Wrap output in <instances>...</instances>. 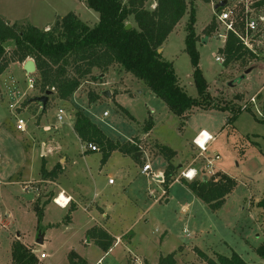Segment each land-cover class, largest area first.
Listing matches in <instances>:
<instances>
[{
  "label": "rangeland",
  "instance_id": "1",
  "mask_svg": "<svg viewBox=\"0 0 264 264\" xmlns=\"http://www.w3.org/2000/svg\"><path fill=\"white\" fill-rule=\"evenodd\" d=\"M220 1L198 0L194 4L196 49L200 69L209 86L211 107L196 108L188 118L181 119L172 113L144 81L119 66L109 73L104 87L94 88L93 83L88 82L75 100L61 102L55 95L51 96L47 105L49 115L40 109L39 103L25 110V101L44 95L39 89L38 76L36 86L28 92L17 112L10 109L13 103L10 99L2 100L5 88L0 78V264H13V245L18 241L31 251L34 246L38 264H96L101 258H105L106 264H136L137 257L142 259V264H158L161 257L173 253H176L177 264H203L196 249L214 259L218 255L230 257L236 252L248 264H264L256 252L264 243L262 210L258 206L264 198V55L261 52L252 57L246 52L243 60L231 65L217 62L216 56L222 55L220 50L225 45L216 29L219 11L215 6ZM230 1L238 5V26L242 30L247 20L246 11L244 13L238 1ZM260 1L264 0H253L254 8L249 17L259 21L263 37L257 45L264 50V4ZM155 7L152 1L147 5L148 10ZM69 13L76 14L90 27L100 20L99 14L89 9L85 0H0L1 18L10 24L32 25L40 30H49ZM190 16L191 9L167 39L163 54L166 61L173 63L184 92L193 99H200L194 69L186 52ZM130 24L138 28L132 18ZM211 25L216 27L209 32ZM6 49L10 57L15 45L9 43ZM250 68L252 71L246 74ZM12 77L22 91L27 90V76L20 66L14 65L9 70L6 81ZM94 89L99 98L92 102L90 94L95 95ZM105 91L112 97L103 95ZM61 109L64 110L62 122L58 120ZM238 109H242L241 114L230 120ZM78 111L90 117L108 137L122 143L139 141L140 152L149 154L142 163L132 156L136 164L131 168L133 172L124 189H121L117 171L119 168L126 171L131 165L121 153H114L106 173L96 174L100 202L105 200L116 205L109 213L113 229L117 233L128 232L122 237L123 242L134 237L129 248L124 244L116 246L108 256L87 236V230L99 217L88 208L90 202L85 205L86 210H90L88 213L81 206L73 210L70 203L63 210L55 204L63 193L59 192L58 184L41 177L44 156L40 145L46 124L54 130L61 128L66 135L64 151L83 165L81 154L87 144L84 146L73 133ZM18 120L25 122L24 132L20 131ZM150 121L154 124L152 134L143 140ZM203 129L215 138L209 145V154L220 156L213 165L214 176L224 173L237 182L217 212H212L181 183L173 185L168 190L169 195L163 196L165 188L157 181L158 176L164 177L168 164L158 147L166 146L177 153L172 163L177 167L179 180L182 166L200 152L192 142ZM93 157L99 162L103 154L99 151ZM64 163L65 160L60 164ZM145 163H150L151 175L140 174ZM204 164L205 159H200L196 165L198 180L207 175ZM91 166L96 168L94 162ZM76 171L71 169L60 180V188L79 190L80 183L90 187L89 180L74 177ZM32 179L38 180L32 182ZM110 180L115 185H110ZM90 188L92 200L95 190ZM28 193L32 199L26 198ZM36 205L44 212L41 222ZM41 240H44L42 244Z\"/></svg>",
  "mask_w": 264,
  "mask_h": 264
},
{
  "label": "trees",
  "instance_id": "2",
  "mask_svg": "<svg viewBox=\"0 0 264 264\" xmlns=\"http://www.w3.org/2000/svg\"><path fill=\"white\" fill-rule=\"evenodd\" d=\"M150 1L156 4L153 10L147 8ZM196 1L198 0H127L124 3L123 0H85L86 6L99 14V23L94 27L84 23L74 13L58 19L49 30H40L32 25L10 24L0 17V75L4 74L12 63H25L32 59L37 67L40 92L46 94L47 91H54L57 99L69 101L83 84L100 83L111 68L119 66L144 81L150 91L162 100L172 113L181 119L188 118V114L196 108L211 107L209 86L200 69V58L196 49ZM202 1L211 3L214 0ZM260 4L263 5L264 1H260ZM190 9L191 16L186 29V52L194 69L193 77L200 99H193L184 92L173 63L165 60L163 51L159 52L163 50L167 39ZM131 18L138 28L130 24ZM211 26L208 27L209 32L211 28L213 31L216 27ZM9 43L15 45L10 57L6 51ZM246 52L248 51L239 38L232 33L220 50L226 65L243 60ZM90 99L94 102L98 96L91 93ZM31 101L32 99H28L24 104L27 106ZM46 110L47 108L43 109L44 112ZM241 112L242 109L235 111L230 120H235ZM75 117L74 131L83 143L97 146L98 151L103 154L102 164H105L114 152L137 159L136 154L140 152L139 141L122 143L113 140L84 112L78 111ZM153 126V122H148L145 132L150 133ZM158 152L168 162L162 180L167 193L170 186L178 180L177 167L172 163L177 153L166 146H159ZM62 171L60 164L48 171L43 160V180L54 182ZM179 180L212 212H217L223 206L237 185L234 178L224 173L192 182L183 178ZM258 206L262 210L264 225V198ZM35 210L38 221L41 222L43 209L36 205ZM87 236L105 253L114 246V239L100 227L88 230ZM256 252L264 260V243ZM196 253L203 260V264H248L236 252L230 257L218 255L217 259L209 257L200 249H196ZM38 263L39 260L33 251L19 241L14 243L13 264ZM177 263L176 253H173L161 257L158 264Z\"/></svg>",
  "mask_w": 264,
  "mask_h": 264
},
{
  "label": "crops",
  "instance_id": "3",
  "mask_svg": "<svg viewBox=\"0 0 264 264\" xmlns=\"http://www.w3.org/2000/svg\"><path fill=\"white\" fill-rule=\"evenodd\" d=\"M163 51V50H162ZM14 65H18L20 66L21 68V71L25 73V75L27 74L25 71H24V65L21 66V64L19 62H16V63H12L9 68L6 70V72L2 75H0V78L3 80L4 82V88L6 89V85L9 86L11 84V80L9 81V79L6 81V79L8 78V74H9V70H11V68L14 66ZM118 66L116 67H113L111 68L108 73L105 75V78L104 80H102L100 83H93V85L95 86L94 88H101V87H104L107 83H106V79H107V76L109 75V73L112 71V70H116ZM14 78V77H12ZM11 78V79H12ZM6 81V82H5ZM7 83V84H6ZM85 84H89L88 82L85 83ZM82 85V87L78 90V92L71 98V100H75V97L79 94V92H81V90L83 89L84 85ZM4 89V90H5ZM3 90V98L2 100L6 99V100H9V95H8V92L6 90V92ZM97 90V89H96ZM30 90H26V91H22V92H26V96L28 94ZM95 92L94 94L96 96H98L99 98V95L97 94V92ZM107 91H105L103 93V95H105ZM109 92V91H108ZM110 93V92H109ZM25 96V98H26ZM35 96V95H34ZM110 97H112V95L110 94ZM24 98V99H25ZM35 97H33L32 99H34ZM31 99V98H29ZM61 101V100H60ZM61 102H69V101H61ZM33 105H36V103H31L29 105L26 106V109H29L31 108ZM40 109L43 110L42 107H40ZM49 113V110L47 109L46 111V115ZM105 114V113H104ZM103 114V116H104ZM49 115V114H48ZM104 117H107V116H104ZM90 118V117H89ZM91 119V118H90ZM94 122V121H93ZM95 123V122H94ZM96 124V123H95ZM75 125V124H74ZM102 129V128H101ZM51 131L50 133H45L46 132H49ZM103 130V129H102ZM153 131V129H152ZM152 131L148 134L145 135V138H142L143 140L150 137L151 134H152ZM201 131H206V130H201ZM200 131V132H201ZM42 135H41V138H42V141H41V145H40V148L42 149V152H43V160L45 161L46 163V169L48 171H52L54 169V167L60 163H62V161L65 160V163L64 165H61L62 167V174L59 176V178L54 181L55 184H58V187H59V192H63L62 195L66 196L67 199H71V202L70 204H73L71 206H73V210H77L79 208V206L81 207H85V211L88 213L90 212L86 210V204H89L90 202V207H88L89 209H91L92 211H95V213L97 214V216H99L98 218H96L97 220H95V224L93 227H100L102 229H104L113 239H114V247L116 246H119V245H122L124 244L126 247L129 248V246H131L132 242L134 241V237L129 239V241L127 242H123V239L122 237H124L128 232H122V233H117L114 229H113V224H112V216L109 214L111 210H113V208L116 206L115 205V202H108V201H102L100 202V199H101V192L99 191L98 187H97V177H96V174L98 175H101L102 173H106V171L108 170V166H109V163L111 161V158L112 156L114 155V152L111 157L109 158V160L105 163V164H102L101 161L98 162V160L96 158H94L93 156L97 153H99V151L97 152H92L90 150H88L87 148L84 149V152L81 154L82 158L80 161H83V165H81L79 163L78 160L74 161L71 157L68 156V154L64 151V147L63 144L65 143L66 141V135L63 134V132L61 131V128H58V129H53L49 124L47 126L46 125H43V130H42ZM199 132V133H200ZM207 133H209L208 131H206ZM73 133L75 134V136L78 138V140L80 141L81 139L78 137V135L76 134V132L74 131V126H73ZM197 133L195 135V137L193 138V142L192 144L194 145V139L197 137V135L199 134ZM210 134V133H209ZM110 138V137H109ZM112 139V138H111ZM113 140H116V139H113ZM141 140V139H140ZM119 141V140H118ZM131 141V140H130ZM82 142V141H81ZM39 143V142H38ZM82 144L85 146L86 143H83ZM120 153V152H119ZM141 153V157H137L136 159V162H140L142 163L143 159H144V156L148 153H144V152H140ZM45 154V155H44ZM121 155L123 156V158L125 160H127L129 162V164L131 166H129L128 170H123L121 168L118 169L117 171V176L119 178V180L121 181L122 183V186H121V189L125 187V184L128 183L130 181V177H131V173L133 172V170L131 169L133 165H135V161H133V157L132 156H126V155H123L121 153ZM149 155V154H148ZM200 152L198 153L197 157L190 161L189 164L185 165V166H182L183 167V170L184 169H187V168H194L196 170H198V167L196 166L198 161L200 159L204 160V158H200ZM92 157L94 159H92ZM178 155L176 156V159H177ZM52 162H51V160ZM43 160H42V163H43ZM94 162V166H96V168L94 169V167L91 166V163ZM134 162V163H132ZM147 163H145L144 165H146ZM150 164V163H148ZM79 165V166H78ZM42 167V166H41ZM144 167V166H143ZM181 167V166H179ZM77 169L76 171V174L74 175V177L79 180L81 178L85 179L86 181H90V187H92L94 190H95V196H94V199L90 200L89 196V190L88 189H91L90 187H86L84 186L82 183H80L81 187H83V189L81 187H79L78 185V188L79 190H71V189H65V188H60V180L65 178L67 176V174L70 172V170L72 169ZM143 169V168H142ZM203 169H204V166H203ZM166 170V169H165ZM165 173V172H164ZM134 174V173H133ZM140 174L142 175V170L140 171ZM144 175V174H143ZM147 176V175H146ZM133 177V176H132ZM163 178L161 176H158L157 178V181L159 182H162ZM33 180H38V179H32L31 181L33 182ZM111 181V180H110ZM109 181V184L110 185H115V182L114 183H111ZM53 182V181H52ZM178 183H181L180 180H176L171 186L170 188L173 187V185L175 184H178ZM182 184V183H181ZM184 186V185H183ZM186 187V186H185ZM187 188V187H186ZM85 189V191H84ZM188 189V188H187ZM30 193L26 194L27 196L29 195ZM167 195L168 192H167ZM194 196V195H193ZM196 198V197H195ZM169 202V201H167ZM59 207V206H58ZM61 208V207H60ZM63 210L67 209V208H62ZM93 227H91L90 229H92ZM88 229V230H90ZM87 230V232H88ZM130 232V231H129ZM44 242V240H42V243ZM85 242V241H84ZM27 246H30L28 244H26ZM113 248L111 249L113 251ZM33 252H34V246H33ZM111 251V252H112ZM110 252V253H111ZM109 253V254H110ZM137 257V256H136ZM139 259V261H142V259H140L139 257H137ZM148 264H151L148 262Z\"/></svg>",
  "mask_w": 264,
  "mask_h": 264
},
{
  "label": "built area",
  "instance_id": "4",
  "mask_svg": "<svg viewBox=\"0 0 264 264\" xmlns=\"http://www.w3.org/2000/svg\"><path fill=\"white\" fill-rule=\"evenodd\" d=\"M239 2V4L243 7L244 13L246 11L247 15V20L245 23V27L241 30L239 29L240 27L238 26V5L235 3H232L229 1L228 5L224 8H222L221 11H219L217 15V32L219 38L223 39L226 43L228 40L229 35L232 33L234 34L239 40L241 41L242 45L245 47V49L251 53V54H261L263 52L264 55V50L259 49V46L257 45L258 41L262 39L263 36V31L260 28V24L257 18L249 17V12L251 11V8H254V3L253 0H236ZM244 19V18H243ZM261 50V51H260ZM216 60L219 63H225V58L224 56H216ZM27 76V83H28V88L27 90H31L36 86L37 83V75L35 74H26ZM11 84L9 86L6 85V89L9 95V99L13 102L10 104V109L13 110L14 112H17L18 109L21 108V105L23 103V100L26 96V92H22V90L19 88L18 83L12 78ZM7 84V83H6ZM64 110L59 111L58 115V120L62 122L64 120L63 117ZM104 116H107V113L104 114ZM18 127L20 131H25L26 130V124L23 120H18ZM204 137L203 143H199V140ZM215 141V138L207 133L206 131H201L197 137L194 139V144L197 146V148L200 151V158L205 159V164H204V172L207 173L205 176L206 178L211 176H214L215 170L213 168V165L220 160V156L214 155L211 156L209 154V145ZM88 150L92 152H97L98 148L97 146L93 144H88L86 147ZM208 156H211L210 158ZM208 157V158H207ZM151 165L146 164L144 165L142 169V173L144 175H151ZM199 176L198 170L194 168H187L181 171V177L187 181H194L197 180ZM162 180V179H161ZM113 183V181H110ZM29 187H27L28 190ZM167 193L163 191V196H165ZM71 200V199H69ZM55 204L61 208H66L69 204L66 203L65 205L63 203H59L58 200L56 199ZM112 250H110L108 253H106V256L109 255V253ZM136 264H142L141 261H139L138 258L134 260ZM96 264H106L105 263V258H101Z\"/></svg>",
  "mask_w": 264,
  "mask_h": 264
},
{
  "label": "water",
  "instance_id": "5",
  "mask_svg": "<svg viewBox=\"0 0 264 264\" xmlns=\"http://www.w3.org/2000/svg\"><path fill=\"white\" fill-rule=\"evenodd\" d=\"M230 0H222L220 1L216 6H215V10H218V9H222L224 7H226L228 5ZM159 52L161 53L162 52V49L159 50ZM253 68H250L246 71V74H249L251 71H252ZM24 71L27 73V74H35L37 72V67H36V63L34 60L32 59H29L27 60L25 63H24ZM244 79V77H242ZM54 95V91H47L46 94H44L43 96H40V97H35L34 99H32V103H39L42 105V108L45 110L47 108V105H48V102H49V99L51 96ZM105 95H108L110 96V93L109 92H106ZM137 157H141V153H137L136 154ZM180 168V167H179ZM26 198L28 199H32V195H28L26 196ZM40 244H42V240L39 241Z\"/></svg>",
  "mask_w": 264,
  "mask_h": 264
},
{
  "label": "bare ground",
  "instance_id": "6",
  "mask_svg": "<svg viewBox=\"0 0 264 264\" xmlns=\"http://www.w3.org/2000/svg\"><path fill=\"white\" fill-rule=\"evenodd\" d=\"M203 141H204V137H202V138L199 140V143L202 144ZM57 200H58L59 203H63L64 205H65L66 203L69 204V203L71 202V200L67 199L66 196H64V195L59 196V198H58Z\"/></svg>",
  "mask_w": 264,
  "mask_h": 264
}]
</instances>
